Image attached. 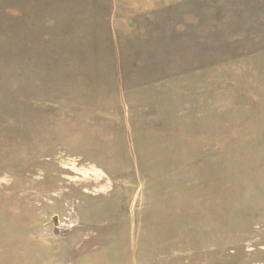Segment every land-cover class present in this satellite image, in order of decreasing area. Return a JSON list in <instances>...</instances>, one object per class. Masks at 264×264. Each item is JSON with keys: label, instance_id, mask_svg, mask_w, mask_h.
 I'll return each instance as SVG.
<instances>
[{"label": "rangeland", "instance_id": "1", "mask_svg": "<svg viewBox=\"0 0 264 264\" xmlns=\"http://www.w3.org/2000/svg\"><path fill=\"white\" fill-rule=\"evenodd\" d=\"M0 264H264V0H0Z\"/></svg>", "mask_w": 264, "mask_h": 264}, {"label": "crops", "instance_id": "2", "mask_svg": "<svg viewBox=\"0 0 264 264\" xmlns=\"http://www.w3.org/2000/svg\"><path fill=\"white\" fill-rule=\"evenodd\" d=\"M155 9H156V8L153 7V8H151L150 10H147V12H151V13H152L153 10H155Z\"/></svg>", "mask_w": 264, "mask_h": 264}]
</instances>
